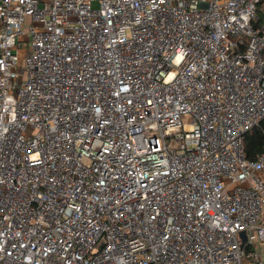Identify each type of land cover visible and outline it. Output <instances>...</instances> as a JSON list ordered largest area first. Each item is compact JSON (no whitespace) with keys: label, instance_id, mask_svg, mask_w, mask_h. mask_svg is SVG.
Instances as JSON below:
<instances>
[{"label":"built area","instance_id":"2783aa9c","mask_svg":"<svg viewBox=\"0 0 264 264\" xmlns=\"http://www.w3.org/2000/svg\"><path fill=\"white\" fill-rule=\"evenodd\" d=\"M263 119L264 0H0V264H264Z\"/></svg>","mask_w":264,"mask_h":264},{"label":"trees","instance_id":"16d2710c","mask_svg":"<svg viewBox=\"0 0 264 264\" xmlns=\"http://www.w3.org/2000/svg\"><path fill=\"white\" fill-rule=\"evenodd\" d=\"M264 145V119L244 138V150L248 160H254Z\"/></svg>","mask_w":264,"mask_h":264},{"label":"water","instance_id":"95a60500","mask_svg":"<svg viewBox=\"0 0 264 264\" xmlns=\"http://www.w3.org/2000/svg\"><path fill=\"white\" fill-rule=\"evenodd\" d=\"M241 237L243 238V240L245 239V238H244V234H241Z\"/></svg>","mask_w":264,"mask_h":264}]
</instances>
